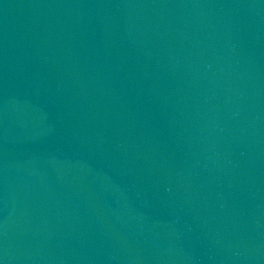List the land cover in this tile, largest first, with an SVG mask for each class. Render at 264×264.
<instances>
[{"label": "water", "instance_id": "95a60500", "mask_svg": "<svg viewBox=\"0 0 264 264\" xmlns=\"http://www.w3.org/2000/svg\"><path fill=\"white\" fill-rule=\"evenodd\" d=\"M0 264H264V0H0Z\"/></svg>", "mask_w": 264, "mask_h": 264}]
</instances>
